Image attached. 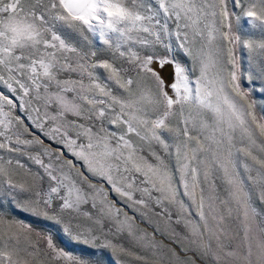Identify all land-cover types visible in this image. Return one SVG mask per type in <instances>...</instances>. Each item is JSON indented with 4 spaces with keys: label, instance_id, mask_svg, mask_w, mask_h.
Returning a JSON list of instances; mask_svg holds the SVG:
<instances>
[{
    "label": "snow or ice",
    "instance_id": "obj_1",
    "mask_svg": "<svg viewBox=\"0 0 264 264\" xmlns=\"http://www.w3.org/2000/svg\"><path fill=\"white\" fill-rule=\"evenodd\" d=\"M232 3L240 16L226 0H0V264H119L124 256L148 264L120 242L124 237L153 264H196L189 253L213 264H264V240L255 250L250 242L243 253L229 250L220 226L221 207L231 203L247 242L249 221L264 217V159L254 152L264 153V115L250 98L264 97V0ZM233 19L261 38L242 40ZM89 37L108 58L85 50ZM216 40L227 44L226 61L210 73L217 62L203 42ZM235 45L245 50L243 72ZM64 73L79 79H60ZM17 105L56 149L22 138L28 129L13 115ZM33 146L38 150L29 152ZM164 156L175 159V179ZM17 168L26 170L22 179ZM214 171L224 198L210 179ZM9 206L43 229L9 218Z\"/></svg>",
    "mask_w": 264,
    "mask_h": 264
},
{
    "label": "rangeland",
    "instance_id": "obj_2",
    "mask_svg": "<svg viewBox=\"0 0 264 264\" xmlns=\"http://www.w3.org/2000/svg\"><path fill=\"white\" fill-rule=\"evenodd\" d=\"M226 2L228 4V8H229L230 12H235L237 16L241 15L240 10L234 8L232 0H226ZM231 22L233 24V31L237 35H240L242 40L248 39L250 37L255 38V39L261 38L259 36L258 30L250 28L248 25H246V23L243 19H241L239 22H237L235 19H233ZM225 30H227V29H225ZM89 39L92 41V43L90 46H87L85 48V50H89V48H90L93 51H97L98 56H101L102 58H108L107 50L104 49L101 44L97 43V41L94 38L89 37ZM201 45H202V42L197 40L195 42V44L193 45V47L195 49H200ZM226 47H227V44L225 42H221L219 40L213 41L211 44H208L207 42H203L204 52L207 54V56L211 57L212 60L217 62L216 66L214 68L210 69V73L215 72L219 68L225 66L226 55H225L224 49ZM233 51H234V55L239 58L241 71L242 72L245 71L246 67H247L245 50L242 47H240L239 45H235V46H233ZM180 59H181L182 63H184L186 65L191 63L190 58H186L184 56H181ZM125 66H127V65H125ZM166 67H170V66H166ZM229 70H230V68H229ZM100 75H101V78H103L102 72L100 73ZM198 75H199V65L197 64L195 75L190 77V78L194 79L195 76H198ZM59 78L60 79H68V78L79 79V77L76 74H71V76H69V74H67V73L61 74ZM85 83H87L86 80H85ZM240 83H241L242 87H244V88L247 87V84L245 83L243 76H241ZM2 90L3 89H0V91H2ZM52 90H55V89H52ZM113 92L115 93L116 90L113 89ZM68 95H69V98L72 97V93H69ZM250 98L255 99L257 101V106H256L257 115L258 116L264 115V97L259 96L256 92H252ZM41 111H43L42 107H41ZM13 115L16 117H19L20 120L23 122V126L28 129V132L22 137L23 139H29L30 140L33 137H37L40 140H43L45 145L50 146L53 149L57 148L56 144L50 143L49 140H47L42 135L41 131L39 129H36L30 123V121L28 119H26L27 113H22L19 105H17V108L13 112ZM68 119L71 120V119H74V117L69 115ZM80 122H83V121H80ZM172 123L175 125V123H176L175 118L172 120ZM110 130L115 131L116 129L114 126H110ZM192 134L196 135L197 133L193 132ZM164 139L169 144L173 143L172 137L168 134H164ZM237 146H239V144ZM189 147H195V144L192 143L189 145ZM153 148L155 151L160 152L161 155H164V153L161 152L159 145H153ZM37 150L38 149L35 146L28 149L29 152H35ZM170 151H171V149H170ZM254 152L261 159H264V153H261L258 150H254ZM143 154L147 155V150H145V152ZM65 156H66V158H69V159L71 158L70 156H68L67 153H65ZM164 158H165V161L167 162L169 168L171 169V171L173 173V177L175 179V175H176L175 159L173 157H169V156H164ZM19 159L21 160L22 164L26 165V167L30 170L31 173H34L37 171V167L35 165H33L30 161H28L26 157H19ZM149 159H151V158H149ZM81 170L83 171V168H81ZM15 171H16V177H15L16 179H22L26 175V170L24 168H17V169H15ZM237 171L240 172V174L243 176V172L240 170L239 162L237 163ZM85 175H87V173H85ZM219 175H220V173L214 171L211 174L210 179L215 180L217 192L219 193L221 198H224V196H225L224 187L219 181V178H218ZM93 182H95V181H93ZM177 183H178V181H177ZM105 187H107V185H105ZM205 188H206V186H205ZM206 194H207V189H206ZM112 198L115 199L114 197H112ZM180 198L184 199L182 194H181ZM185 202H187V201H185ZM255 206H256L258 211L262 210L261 205L258 202L255 204ZM229 207H232L234 209L231 215H229L227 212V208H229ZM83 210L89 211L90 207L85 205ZM125 211H128V210L125 209ZM221 212L224 215V221L220 226L224 229V231L226 233V236L222 237V239L229 246V250H231L232 248H238L240 250V252L243 253L246 251V244L248 242H250L252 244L253 249L255 250V245H256L257 241L258 240H264V217L257 216L254 220L249 221L250 232H249V236H248V241L246 242L244 239V223L242 222V219L239 217L238 212L235 210L234 205L229 203L226 206H222ZM6 214L8 215L9 218L15 217V219H17V220H22V221H25L26 223L32 224V227L38 231L43 229V224L42 223H34L33 218H31L29 216V214L26 212H20V211L12 210L11 206H9V209H8ZM129 215H132V213L129 212ZM173 219H175V214H173ZM137 223L139 224L141 229H145L148 233L153 232V228L146 223L140 222L138 217H137ZM161 226L163 227L162 223H161ZM172 227L175 228L176 231L181 234V236L187 235L185 229L182 226L172 225ZM156 238L158 240L163 239V242L165 244H168L171 247L176 248L177 251H179V247H177V245H175V244H172L171 241L161 237L158 234H157ZM31 239L35 240V236H32ZM54 240L56 241V243L60 244L61 246H64L63 241L58 236H54ZM120 242L123 243L126 248H129L133 253H135L137 255L148 257V264H153L154 258L150 256V253L141 250L139 247L133 246L127 237L121 238ZM25 246H26V241L23 238H21L18 247L20 249H23ZM41 246H42V244H41ZM185 246H190L187 241L185 242ZM213 246H214V244H213ZM67 250L71 251L72 249L69 248ZM21 255L23 256L24 253H21ZM189 256L191 257L192 260L196 261V264H213V260L207 255L198 256L194 253H189ZM25 258H27V257L25 256ZM119 264H141V262L136 260L134 257L124 256V257L119 258ZM234 264H240V262L235 261Z\"/></svg>",
    "mask_w": 264,
    "mask_h": 264
},
{
    "label": "bare ground",
    "instance_id": "obj_3",
    "mask_svg": "<svg viewBox=\"0 0 264 264\" xmlns=\"http://www.w3.org/2000/svg\"><path fill=\"white\" fill-rule=\"evenodd\" d=\"M170 71H171L170 67H166V73H165L166 80L169 79L168 73H170Z\"/></svg>",
    "mask_w": 264,
    "mask_h": 264
}]
</instances>
